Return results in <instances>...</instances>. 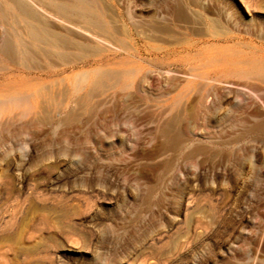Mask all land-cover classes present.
I'll return each mask as SVG.
<instances>
[{
    "label": "rangeland",
    "instance_id": "374dc122",
    "mask_svg": "<svg viewBox=\"0 0 264 264\" xmlns=\"http://www.w3.org/2000/svg\"><path fill=\"white\" fill-rule=\"evenodd\" d=\"M91 2L35 6L85 49H0V264H264V0Z\"/></svg>",
    "mask_w": 264,
    "mask_h": 264
},
{
    "label": "bare ground",
    "instance_id": "6f19581e",
    "mask_svg": "<svg viewBox=\"0 0 264 264\" xmlns=\"http://www.w3.org/2000/svg\"><path fill=\"white\" fill-rule=\"evenodd\" d=\"M11 3H12V6L9 7V8H4L5 9V13H6V16H7V19L11 20L13 26L14 27V30H15V35H14V39H11V38H8L6 37L3 41V43H0V49H1V52L3 51V54L5 55H10V57L13 59L15 57V54L16 53H20L21 55H23L26 59V56H30V55H33L32 53H40V52H43L44 54H46L47 56L51 53L49 52H52L53 53V49L56 48H62V49H67V48H75V47H81V46H78V44L74 43L67 35H63L62 33L59 34V32L57 33L56 32V29H52V30H49L47 27H44L45 24H47L48 22L44 23V20L41 18L42 16L39 14L38 10L40 8V6H42L43 8L46 7V9H49L51 11H54L55 14L56 12L58 13V15L62 18V22H59L58 24L60 25V27H57L59 25L56 26V28H60V30L63 28L62 25L63 22L67 24H65L66 26L64 27L66 29V27L68 26V24H73V27L75 26L74 24H78L79 26L78 27H81L83 30H86V31H90V33L88 34H93L95 36V34H100V32L103 35V31H106V22H103L102 21V18L100 17V14H98L99 12H96L94 6H93V3L91 2V0H69L70 2H67V1H61V0H9ZM48 1V2H47ZM98 1V0H97ZM6 2V1H5ZM7 3V2H6ZM43 3V4H41ZM4 4V3H2ZM10 4V3H9ZM40 5V6H39ZM46 5V6H45ZM99 5V3H98ZM35 6H37L36 8L38 10H36ZM42 10V9H41ZM102 10V9H101ZM3 12V13H4ZM44 12H48V11H44ZM42 11V13H44ZM49 13V12H48ZM48 13H45L43 14V17L45 15L48 16ZM2 14V12H1ZM52 14V13H50ZM50 14H49V20L50 18H53V17H50ZM57 15V16H58ZM107 15V14H106ZM5 16V17H6ZM54 16V15H52ZM56 16V17H57ZM44 17V18H45ZM56 17H54L53 19H55ZM59 18V17H57ZM48 19L45 18V21H49V20H46ZM5 20V19H4ZM7 21V20H6ZM55 21V20H54ZM53 21V22H54ZM57 21V20H56ZM55 21V22H56ZM51 23V22H50ZM11 24V25H12ZM49 24V23H48ZM47 24V25H48ZM57 24V23H56ZM108 24V23H107ZM115 24V23H114ZM9 25V24H8ZM50 25V24H49ZM51 26V25H50ZM55 26V25H54ZM71 29V25H69ZM115 26V25H114ZM116 27V26H115ZM52 28H55L52 26ZM63 28V29H64ZM68 28V27H67ZM5 29V28H4ZM68 29V31H69ZM81 29V31H83ZM67 30V29H66ZM115 30V28H114ZM117 30H119L117 28ZM8 31V30H7ZM62 31V30H61ZM74 31V30H72ZM71 31V32H72ZM108 31V30H107ZM120 31V30H119ZM70 32V31H69ZM68 32V33H69ZM70 32V33H71ZM10 33V32H9ZM77 33V32H76ZM119 33V32H118ZM72 34H74L72 32ZM70 35V34H69ZM91 35V36H93ZM5 37V35H3ZM77 36L81 37V35L77 33ZM86 36V35H85ZM85 36H82L81 39H86ZM93 36V37H94ZM105 36V33L104 35ZM76 36L73 35V38L75 39ZM79 37V38H80ZM87 37H89V35H87ZM98 37V36H97ZM96 37V38H97ZM101 37L99 36V38L101 39ZM108 37V36H107ZM106 37V38H107ZM111 38V37H110ZM109 38V39H110ZM115 38V37H114ZM103 39V38H102ZM112 39V38H111ZM89 40V39H88ZM96 40V39H95ZM101 41V40H100ZM104 41V40H103ZM108 41V39L106 40ZM80 42V41H79ZM81 42L84 43V41L82 40ZM88 42V41H87ZM87 44V43H85ZM102 44V43H101ZM81 45V44H80ZM83 49H85V45L83 44L82 45ZM89 45H87L88 47ZM93 46V45H92ZM91 46V48H92ZM95 47V46H93ZM90 47L86 48L87 51ZM101 48V47H100ZM76 49V48H75ZM90 50V49H89ZM96 50V48H95ZM99 50V49H98ZM70 51V50H69ZM73 50H71L72 53H76L73 52ZM93 51V50H92ZM58 52H60L61 56H63V60H66V58L64 59V56H68V55H65L63 54L64 52H61L60 50H58ZM56 51V53H58ZM68 52V51H67ZM96 52V51H95ZM99 52V51H98ZM55 53V56L57 55ZM41 54V53H40ZM52 55V54H51ZM50 55V56H51ZM77 55H79V53H77ZM140 55H142V52H140V49L137 50V52H135V57L137 58V61H140ZM14 56V57H13ZM20 56V55H19ZM35 56H39V55H35ZM49 56V57H50ZM8 57V56H7ZM17 57V55H16ZM70 57V56H69ZM74 57H76L74 55ZM20 58V57H19ZM31 58V57H30ZM29 58V59H30ZM58 58V57H57ZM77 58V57H76ZM10 59V58H9ZM11 59V60H12ZM42 59H43V56H42ZM51 58H49L50 60ZM62 59V58H61ZM75 59V58H74ZM78 59V58H77ZM17 60V58H16ZM14 59V61H16ZM24 60V58H23ZM27 60H25L26 62ZM35 62H37L36 60H34ZM32 61V63L34 62ZM52 61V60H50ZM61 61V60H60ZM70 61V60H69ZM42 62V61H41ZM27 63V62H26ZM31 63V61H30ZM31 63V64H32ZM28 64V63H27ZM35 65V64H34ZM37 65H39L37 63ZM30 66V65H29ZM33 66V64H32ZM36 66V65H35ZM56 66V65H55ZM34 67V66H33ZM46 67V66H45ZM43 67V68H45ZM37 69V67H36ZM40 69V68H39ZM107 70V69H106ZM105 70V71H106ZM111 70H109V74H111L110 72ZM142 69L141 67H138V72L137 73H141ZM104 72V71H103ZM116 73V71H113ZM112 72V74H113ZM105 73V72H104ZM114 73V74H115ZM117 73H120L117 71ZM96 74H97V71H96ZM95 74V75H96ZM117 75V74H116ZM123 75V73H122ZM88 76V75H87ZM118 76H121L118 75ZM97 77V76H96ZM121 78V77H120ZM81 79V78H80ZM85 80V79H84ZM100 81V80H99ZM103 82V81H102ZM100 83V82H99ZM102 84V83H101ZM28 93V92H27ZM33 93V92H32ZM21 95V93H19ZM9 95V94H8ZM20 95H17V96H14V97H9L6 99V101L9 99V101H12V102H15V103H19V101H24V97L23 95L20 96ZM29 95V94H28ZM32 95V94H30ZM29 95V96H30ZM44 95V94H43ZM7 96V95H6ZM20 96V97H19ZM28 97V96H27ZM1 99V98H0ZM5 100V99H4ZM5 102V101H4ZM3 100L1 101L0 100V105L4 103ZM29 102V100H28ZM6 103V102H5ZM21 103V102H20ZM13 104V103H12ZM6 105V104H5ZM18 106L20 104H17ZM1 109V108H0ZM176 119V118H175ZM172 121L174 119H171ZM170 120V121H171ZM171 121V122H172ZM177 122V121H176ZM178 123V122H177ZM176 123V124H177ZM166 124H169V129L166 125L165 129L167 130H171L172 127H176V124L173 125V123H169V121L166 123ZM171 128V129H170ZM173 128V129H174ZM167 130V131H168ZM163 131H164V127H163ZM166 133V132H164ZM167 134V133H166Z\"/></svg>",
    "mask_w": 264,
    "mask_h": 264
}]
</instances>
